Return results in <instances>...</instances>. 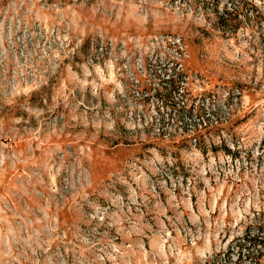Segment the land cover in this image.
Returning <instances> with one entry per match:
<instances>
[{"label":"rangeland","instance_id":"1","mask_svg":"<svg viewBox=\"0 0 264 264\" xmlns=\"http://www.w3.org/2000/svg\"><path fill=\"white\" fill-rule=\"evenodd\" d=\"M0 264H264V0H0Z\"/></svg>","mask_w":264,"mask_h":264},{"label":"trees","instance_id":"2","mask_svg":"<svg viewBox=\"0 0 264 264\" xmlns=\"http://www.w3.org/2000/svg\"><path fill=\"white\" fill-rule=\"evenodd\" d=\"M259 253V252H258Z\"/></svg>","mask_w":264,"mask_h":264}]
</instances>
